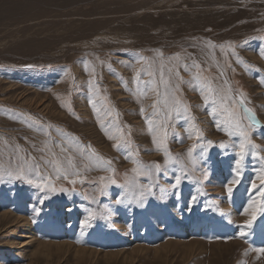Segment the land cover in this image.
Listing matches in <instances>:
<instances>
[{
	"label": "rangeland",
	"instance_id": "374dc122",
	"mask_svg": "<svg viewBox=\"0 0 264 264\" xmlns=\"http://www.w3.org/2000/svg\"><path fill=\"white\" fill-rule=\"evenodd\" d=\"M261 174L264 0H0V264H264Z\"/></svg>",
	"mask_w": 264,
	"mask_h": 264
},
{
	"label": "snow or ice",
	"instance_id": "6c2138e0",
	"mask_svg": "<svg viewBox=\"0 0 264 264\" xmlns=\"http://www.w3.org/2000/svg\"><path fill=\"white\" fill-rule=\"evenodd\" d=\"M183 67L185 69H187L189 67V65L185 64ZM192 67H194V68H196L198 70H201V65L196 63L194 60H193ZM172 71H173V69H169V72H172ZM147 74L150 77L154 75V73H151V72H149ZM175 75H176L177 79H180L178 71L175 72ZM197 75H199V71H198ZM160 80H161L162 83H164L163 72H161ZM145 83H150V81L149 82H145ZM198 87H199L200 95H201V97L204 99V101L206 103L207 102H211V103L215 104L216 100L213 99V97L217 96V95L220 96V99H221L222 103H223V101L226 100V95L224 94V90L223 89L214 88L213 85H212L211 80H208L206 82L201 83ZM152 90L155 91V89H152ZM242 95L243 94H241V97H242ZM157 103H159V101H157L156 103H153V105H152L154 110L157 108ZM165 103H167V101H165ZM176 103L178 104L179 102L177 101ZM89 104L92 105L93 108H95V104L93 103L92 100H89ZM236 104H238L240 107L243 108V112L245 113L246 119L251 121L253 124L257 123L256 118H255V116L252 113V110L250 108L244 107L245 101L242 98L236 100ZM213 111H215V109H213ZM224 111L227 113V117L225 119V124H224V130L228 131L231 128L239 129L240 130V135L243 136V137H247V133L244 132L242 129H240V120L238 118V114H237L235 106H233L231 109L228 108V107H224ZM140 112L143 115L144 109L141 108ZM154 114L158 115V113H154ZM34 123L39 124V121H34ZM148 124H149L150 130H151V125L153 124V121L149 119L148 120ZM41 127H43V126H41ZM229 134L231 135L233 133L229 132ZM113 138L114 137H109V139H113ZM74 140H75V138H73V141ZM65 143H70V142L66 140ZM53 144L55 145V147L60 149L61 153H64V152L67 151V149L63 145L55 144V142H53ZM118 146L119 145H114V147H118ZM240 149H241V151L238 154L240 156V159L236 160L237 166L240 165L241 160L243 159V153H244V144L243 143H241ZM77 150L82 155L84 154V149L83 148H79L78 147ZM188 151H189V153H191L193 151V149L189 148ZM253 154L255 155V153H253ZM51 155H52L51 159L42 160V162L46 166H51L55 170V172L57 173V178H60L61 171H63V173H64V176H63L64 179H68V174L76 175V173H72L71 172V169L73 167V159H72L71 156H67L66 157L67 163H68V168H65V169L62 170L61 169V162L56 157V154L52 153ZM92 158H95L97 163H101V158L97 157L94 152H91L89 150V159H92ZM155 167H156L157 172H159L160 171L159 165H156ZM33 170L35 171V174H36V179L35 180L29 178L28 175L24 172L23 169L20 170L19 175L22 178L27 179L29 184H33L36 188L40 189L41 191H44L45 189H49V190L55 191L54 186H52L50 184V182L48 181L47 177L41 175V170H40L39 167L29 168V172H31ZM132 171L136 174V177H143V176H150L151 175V172L150 171H146L144 169L143 165H140L138 168H133ZM9 175L11 176V174H9ZM237 175H239L238 171H237ZM101 179H103V178H101ZM257 179H259V181H260V187H259V190H258V194L261 195V196H264V174H261L260 176H258ZM70 182L72 184H75L76 180H71ZM111 183L112 184H116V181L115 180H111ZM180 183H181V179H180L179 176H177L174 186H178ZM231 183L234 185V184L238 183V180H233V181H231ZM257 187H258L257 184L255 182H253L252 185H251V188L252 189H257ZM61 191H63V189ZM226 191L228 193H231L233 191V188L232 187H226ZM193 199H195V197H193ZM121 202L122 201H120L119 199L117 200V203H121ZM250 207H251V205H250ZM248 211H249V209L246 208L245 209V213H247ZM256 215H257V211H256V209H253L252 214H251V218L242 227H250L252 225L253 221H255ZM240 234H241V236L245 235L244 232H241ZM259 251L264 252V249H259Z\"/></svg>",
	"mask_w": 264,
	"mask_h": 264
},
{
	"label": "bare ground",
	"instance_id": "6f19581e",
	"mask_svg": "<svg viewBox=\"0 0 264 264\" xmlns=\"http://www.w3.org/2000/svg\"><path fill=\"white\" fill-rule=\"evenodd\" d=\"M5 216V215H4ZM202 228V224L201 223H191L187 229H180L179 231L181 232V234H187V231L190 230V231H198L199 229Z\"/></svg>",
	"mask_w": 264,
	"mask_h": 264
}]
</instances>
